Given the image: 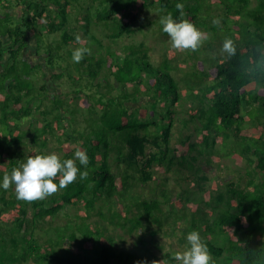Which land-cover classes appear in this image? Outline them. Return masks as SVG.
<instances>
[{
	"label": "trees",
	"instance_id": "1",
	"mask_svg": "<svg viewBox=\"0 0 264 264\" xmlns=\"http://www.w3.org/2000/svg\"><path fill=\"white\" fill-rule=\"evenodd\" d=\"M16 1L21 15L6 12L16 24L0 22V163L6 162V166L0 164V179L19 167L24 158L17 149L8 148L21 146L29 135L39 155H45L52 137L64 152L61 160L73 158L80 148L87 152L89 163L85 168L76 161L81 171H87L86 178L80 179L78 173L73 183L57 191V196L52 194L43 200H18L15 185L7 190L0 188V264H172L171 250L160 257L149 255L150 260L142 257V251H117L112 231H138L139 242L146 247L148 241L155 244L168 223V236L185 224L181 238L198 231L208 246L212 264H221L218 259L225 252L224 264H264V0H101L112 9L100 21L109 22L118 15L124 20L118 36L135 34L133 25L138 15L154 9L160 19L171 14L174 19L191 22L203 33V40L197 50L189 49L184 60V64L189 63V71L180 78L175 75L181 67L174 65V53L169 56L166 52L155 64L150 57L152 49L144 43L109 54L108 65L90 61L85 54L79 78L83 88L75 91L76 95L73 91L64 94L62 87L58 89L52 83L55 77L61 80L63 73L58 74L52 62L55 50L42 35L63 33L62 42L71 45L75 36L63 28L72 3L80 0ZM98 2L92 0L88 8ZM177 3L183 4V17ZM160 19V31L170 40ZM225 39L233 42L234 55L223 51ZM38 66L42 74L35 73ZM38 78L43 84L36 91ZM68 79L74 84L73 77L68 75ZM82 94L90 119L80 129L66 111L76 113L68 101ZM36 98L41 104L49 102L47 111L38 108L41 104L35 108L29 105ZM185 102L191 103L189 118L179 120V108ZM38 113L44 117L41 125L31 132L23 131L25 121L39 122ZM140 118L147 120L142 122ZM178 120L184 129L195 124L198 139L193 141V135L188 134L172 148ZM232 157L249 163L245 169L248 179L242 184L210 179L204 166L198 164L205 158L213 168L215 160ZM114 163L126 165L127 170H113ZM158 164L167 165L166 172L177 167L184 173L181 181L195 182L203 197L191 196L190 190H183L175 198L169 190L151 200L131 196L133 183L153 180ZM59 179L58 174L54 182L58 184ZM208 183L210 188H206ZM47 202L53 204L51 208L46 207ZM195 203L197 207L189 218L186 206ZM66 206L78 208L77 219L41 244L35 236L38 220L55 216ZM164 206H168V213ZM238 207L247 212L245 217L234 212ZM94 216L108 224L90 222ZM145 221L159 226L149 232V240L144 233ZM219 236L228 237L227 248L215 243Z\"/></svg>",
	"mask_w": 264,
	"mask_h": 264
},
{
	"label": "rangeland",
	"instance_id": "2",
	"mask_svg": "<svg viewBox=\"0 0 264 264\" xmlns=\"http://www.w3.org/2000/svg\"><path fill=\"white\" fill-rule=\"evenodd\" d=\"M16 0H4V8L2 10V14L0 15V22L3 24H10L13 25L14 19H10V17L6 16L7 11H14L16 9L17 5ZM90 2V3H89ZM73 8L67 16L66 24L63 28L64 31H67L68 33H71L74 35L75 40L71 45L65 46V44L62 42V35L63 33H57V34H49V35H42L44 37L43 40H45L47 43L53 47L55 50L54 56L52 59V62L56 67L58 68V74L63 73L64 80H59L56 77L52 81L55 86L64 92H70L73 91V95H76V92L82 91V84L81 81H79L81 76V62L75 63L72 60V52L76 48H88L90 49L89 54V60H96V61H103L105 65H108L109 63V54H112L114 52H120L122 53L124 51L125 46H129L131 44L138 45L140 43L146 44L148 47H150L152 50L150 52L151 60L158 64L164 57V54L167 52L169 56L173 55L171 53H174L176 55V61H174V65H179L181 67V71H176L175 75L180 78V75L183 74L185 71H189V63L184 64V60H187L186 55L189 52V49H183V50H177L172 47L171 40H167L163 36V34L160 31V25H159V19L160 15L157 10L154 9H147L144 12L140 13L138 15V21L135 22L133 25V28L136 30V33L133 35L123 34L121 36H118L119 32V26L124 23V20L122 19L121 15H118L117 21L116 18L114 20H111L109 22L100 21V18L104 17V15H107L109 10L112 9L111 5L104 4L99 0V2L91 7L88 8L89 5L92 6V0H80L78 3L73 4ZM9 7V9H7ZM7 9V10H5ZM132 12L131 10H129ZM134 12H137L136 10H133ZM133 12V13H134ZM16 14V13H15ZM17 16V14L15 15ZM56 15H54L55 17ZM6 20H2L5 19ZM99 19L100 23L96 24V21ZM8 20V23H7ZM58 20H60L58 18ZM126 21V19H125ZM14 22V23H13ZM16 24V23H15ZM144 27L141 29V27ZM45 31L44 29H42ZM77 37L80 39L77 40ZM167 40L165 43L164 40ZM47 47V46H46ZM45 47V48H46ZM63 48V51H58V49ZM48 49V47L45 49V51ZM44 51V52H45ZM223 52H221L219 55H222ZM42 55V54H41ZM48 57V56H47ZM47 59V58H46ZM114 59V58H113ZM183 64V65H182ZM37 65V64H35ZM45 66V65H44ZM80 68V70L78 69ZM36 67V74H39L42 72L40 69ZM45 68H43L44 71ZM34 70V69H33ZM68 75L73 77V82H68ZM40 82H35V90L39 91L40 86L43 84L41 81V78H38ZM66 79L68 81H66ZM48 83V82H47ZM84 84H86V79L84 80ZM61 92L60 90H58ZM86 92H88L86 90ZM66 94V93H64ZM65 97V96H64ZM76 97V96H75ZM45 98V97H43ZM41 104V101L36 98L30 101L29 105L32 108H35ZM68 104L71 108H74L76 110V113L74 111L67 112V117L71 119H75L77 122V126L80 127V129H83V126H86V121L90 119V113L89 108L86 104V97L85 95L78 96L77 99L69 100ZM129 104V103H128ZM132 105V104H129ZM182 106L179 108L180 115L179 120L184 118H189L187 110L191 106V103H183ZM49 102H43L38 108L42 111H47L46 108H48ZM133 106H138L137 104ZM37 120H27L22 125L23 131L31 132L34 128H37L41 125L42 119L44 118L42 114L38 113L36 115ZM143 120H147V118L142 119L140 118V121L143 122ZM176 122L175 128L172 133L171 138V146L172 148L176 147L181 138H185L188 134L193 135V141L197 140V133L195 131V124H190L189 129H184L183 124L180 121ZM251 126H255L254 123H250ZM83 132V130H82ZM29 135L28 138H25L21 146H15L12 148H8V150H15L17 149L19 152H21L24 155L22 163L26 161V159L29 156L32 155H39V149L35 146H33L30 142ZM74 145V148H76ZM218 146L217 148H219ZM61 146L58 144L57 140L49 137L48 147L44 150L45 154H51L56 153L59 158L61 159L63 156V150L60 149ZM80 149V148H79ZM223 150V149H222ZM224 151V150H223ZM228 154V150L225 151ZM180 154V153H178ZM194 155H196L194 153ZM114 157V156H113ZM6 162H1L3 166ZM21 163V164H22ZM20 164V165H21ZM198 164L204 166V170L207 171L210 179H213L215 177H218L219 180L222 182L227 181H235L236 184H242L246 182L248 179L245 174V169L249 166V163L246 160H241L239 158H228V159H222V160H215L213 162V168L211 166L206 164L205 158H200V161ZM167 165L164 164H158L154 167V178L153 180L147 182V183H141L139 181H135L131 187V196H136L141 198V200L147 199L151 200L154 197H157L160 195L163 190H169L171 194L173 195L172 198H175V196L178 193H182L183 190H186L191 192V196H194L195 194L198 196V198L203 197V192L200 190V188L196 185L193 181L184 182L181 181V178L184 176V173H182L180 170H178L177 167H173L170 169V172H166ZM113 170H119V171H125L126 165L118 166L115 163L113 164ZM212 170H215V174L212 173ZM133 176H140V174L137 171H130ZM186 177V176H185ZM181 181V182H180ZM211 184L208 183L206 188H210ZM221 190H224L225 187L223 184L219 185ZM217 194V192H215ZM54 196H57V192L54 193ZM51 202H47L46 207L51 208L52 207ZM197 204L194 205L189 204L187 207V213L188 217H191V210L195 209ZM178 208V205L176 206ZM191 208V209H190ZM107 207L104 206V210H106ZM78 208L71 209L69 207H65L60 213H57L55 216L47 217L45 219L38 220L37 229L35 232V236L37 237V240L42 244L48 240V238L55 236V232L58 229H63L66 226L72 225V223L77 219ZM136 210L134 209V212ZM164 211H168V206H164ZM234 212L241 214V216L245 217L247 215V212L244 211L243 208H235ZM216 213H213L215 215ZM212 215V217H213ZM30 218H32L30 216ZM171 222V218H169ZM80 222V220H79ZM90 222H93L95 224H101L103 226L108 224V221H104L99 219L97 216H94L91 218ZM148 221L144 222L145 229L144 233L146 234L147 239H151V236L149 235V232L153 229H158L159 226L154 222H149L151 225L147 224ZM170 224H166L164 226V229L158 233V236L156 237V242L153 244L152 242L148 241L146 247L142 245L139 242V232L135 231L133 233H130L127 228H118L115 230L112 229L113 235L116 237V248L117 251H125V252H141L142 251V257L145 260L148 259L149 255H156L158 257L162 256L164 254V251L171 250L172 253L175 252H182L186 250L187 241L186 237H182L185 240L181 241L182 238V232L185 228L186 224L184 226H181V229H176L175 233L171 236H168V233L170 232V228L168 227ZM112 227V226H111ZM77 237L81 238V234L77 232ZM187 236V235H186ZM215 243L219 246H223L227 248L228 244V237L226 236H219L216 237L214 240ZM144 248L145 251L143 250ZM12 250V249H11ZM22 253L23 250L20 249ZM147 250V251H146ZM19 253V254H20ZM228 253L225 252L224 257L218 259L221 264H224L226 261ZM148 263V261H146Z\"/></svg>",
	"mask_w": 264,
	"mask_h": 264
},
{
	"label": "clouds",
	"instance_id": "3",
	"mask_svg": "<svg viewBox=\"0 0 264 264\" xmlns=\"http://www.w3.org/2000/svg\"><path fill=\"white\" fill-rule=\"evenodd\" d=\"M176 8L183 17V4L177 3ZM160 23L163 32L170 37L172 47L177 50L191 49L195 51L203 40V33L187 20H177L168 14L161 17ZM79 39L77 37V40ZM223 51L228 55L235 54L236 50L230 39H225ZM85 54H90V49L84 47L74 49L72 52L73 62L79 63ZM76 161L86 168L89 163L87 152L77 148L73 158L64 160H61L56 153L29 156L19 167L13 168L10 173L3 175L0 179V188L7 190L11 185H15V194L18 200L29 202L43 200L73 183L77 179L78 173L80 179L86 178L87 171H81L77 167ZM58 174L60 179L57 184L54 182V178ZM186 241V250L172 254V264H212L208 246L198 231L189 232Z\"/></svg>",
	"mask_w": 264,
	"mask_h": 264
},
{
	"label": "crops",
	"instance_id": "4",
	"mask_svg": "<svg viewBox=\"0 0 264 264\" xmlns=\"http://www.w3.org/2000/svg\"><path fill=\"white\" fill-rule=\"evenodd\" d=\"M20 8H21V7H20ZM20 8H19V9H20ZM19 9H15V10H14V11H15L14 13H16L17 15H21V11H20ZM16 14H15V15H16Z\"/></svg>",
	"mask_w": 264,
	"mask_h": 264
},
{
	"label": "built area",
	"instance_id": "5",
	"mask_svg": "<svg viewBox=\"0 0 264 264\" xmlns=\"http://www.w3.org/2000/svg\"><path fill=\"white\" fill-rule=\"evenodd\" d=\"M1 4L4 5V0L1 1ZM0 11H2V7H1V5H0Z\"/></svg>",
	"mask_w": 264,
	"mask_h": 264
}]
</instances>
